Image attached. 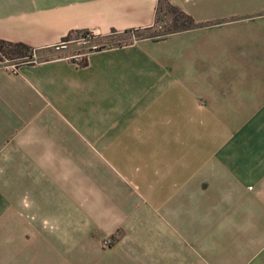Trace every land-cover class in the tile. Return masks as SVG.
<instances>
[{
	"label": "rangeland",
	"instance_id": "rangeland-1",
	"mask_svg": "<svg viewBox=\"0 0 264 264\" xmlns=\"http://www.w3.org/2000/svg\"><path fill=\"white\" fill-rule=\"evenodd\" d=\"M36 8L41 24L37 42L27 43L34 56L20 58L0 47L4 74L51 79V97L37 100L35 112L37 126L43 127L38 120L51 109V128L46 126L44 136L36 132V138L81 139L85 144L125 139L143 145L72 148L66 158L74 156L78 163L52 164V252L36 264H264V111L237 115L211 109L208 115L156 116L150 113L155 109L138 106L137 99V106L127 107L123 116V104L110 100V89L127 91L128 104L130 98H139L147 88L150 94L160 85L111 84L107 70L96 73L87 67L92 55L103 61L109 50L155 39L173 28L177 12L172 6L160 0L149 27L107 33L64 28L66 4L38 3ZM65 109L71 114L67 121L59 115ZM80 109L83 119L75 114ZM99 112L116 113L124 123L104 124L106 117L98 124L92 116L96 119ZM25 136L14 132L9 140ZM111 154L115 162L127 161L126 172L115 171ZM20 173L18 179L31 190L26 193L30 205L36 207L49 197L40 170ZM13 178L8 176L6 185Z\"/></svg>",
	"mask_w": 264,
	"mask_h": 264
},
{
	"label": "crops",
	"instance_id": "crops-1",
	"mask_svg": "<svg viewBox=\"0 0 264 264\" xmlns=\"http://www.w3.org/2000/svg\"><path fill=\"white\" fill-rule=\"evenodd\" d=\"M159 1L0 0V40L25 44L37 42L36 28L41 25L36 17L38 3L49 7L52 4H66L68 17L63 27L68 30L96 28L107 33L111 29L126 30L153 25ZM165 2L202 26L173 32L161 40L140 39L122 50H109L103 61L99 55L88 58L87 67L96 73L107 70L111 84L160 85L153 88L155 91L150 94L147 88L139 98H130L128 104L127 91L110 89L108 93L114 94L109 96L110 100L118 99L123 104V116L128 113L127 107L137 106V99L138 106L143 103L144 108L152 107L156 111L150 113L156 116L208 115L212 113L211 109L217 113L230 111L237 115L256 114L249 111L252 109L264 111V0ZM24 10L32 14L24 16L21 14ZM50 80L46 76L8 75L0 70V150H7L0 154V264H7L4 260L11 261L9 264H36V260L50 258L51 232L48 225L53 220L52 164L67 161L78 163L77 159H72L74 156L66 158L67 152L70 153L68 149L143 146L139 143L141 141L125 139L108 140L107 143L95 140L90 144H85L81 139H37L39 134L36 132H42L44 136L46 126L51 128L52 124L51 109L38 120L45 126L38 127L35 122L36 101L51 97ZM216 101L226 102L222 104ZM63 111L60 110L59 115L67 121L68 114H71L67 109ZM75 114H80L79 119H83L82 109ZM95 117L94 114L92 120H97L98 124L104 123L106 117L104 124L124 123V118H117L113 112H99ZM79 123L83 126L82 121ZM14 132L26 136L9 140ZM76 152L80 153L78 150ZM81 153L80 158L84 151ZM251 153L258 155L253 150ZM112 158L115 157L112 155ZM126 162L123 164L114 159L113 163L117 164L115 171L126 172ZM9 164L10 167L4 166ZM23 170L28 173L40 170L46 180L49 197L39 200L37 208L30 205L26 196L31 192L30 187L22 184L24 180L18 179L22 178L20 172ZM80 171L83 172V168ZM8 176L14 177L11 185H6Z\"/></svg>",
	"mask_w": 264,
	"mask_h": 264
},
{
	"label": "trees",
	"instance_id": "trees-1",
	"mask_svg": "<svg viewBox=\"0 0 264 264\" xmlns=\"http://www.w3.org/2000/svg\"><path fill=\"white\" fill-rule=\"evenodd\" d=\"M172 9L177 12V16L175 18V24L173 25V28L163 33H158L155 39H159V40L163 39L170 33H173L179 30L188 29L195 25L193 19L189 15L178 10L174 6H172ZM0 47L2 48L3 53L7 52V53L14 54V55H18L20 58H25V57L32 58L34 56V49L23 42L12 43V42L0 40ZM29 60L31 59H27L24 61H29Z\"/></svg>",
	"mask_w": 264,
	"mask_h": 264
},
{
	"label": "built area",
	"instance_id": "built-area-1",
	"mask_svg": "<svg viewBox=\"0 0 264 264\" xmlns=\"http://www.w3.org/2000/svg\"><path fill=\"white\" fill-rule=\"evenodd\" d=\"M106 243L109 245V242L108 241Z\"/></svg>",
	"mask_w": 264,
	"mask_h": 264
}]
</instances>
